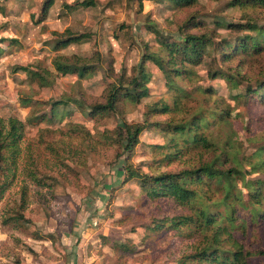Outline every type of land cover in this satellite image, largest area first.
<instances>
[{
    "label": "rangeland",
    "instance_id": "obj_1",
    "mask_svg": "<svg viewBox=\"0 0 264 264\" xmlns=\"http://www.w3.org/2000/svg\"><path fill=\"white\" fill-rule=\"evenodd\" d=\"M83 1L55 0L47 20L39 23L40 9L46 0H0L3 9L0 10V40H4L0 41V118H18L25 124L22 156L16 162L17 174L0 202V264H175V258L192 248L194 239L185 233L153 234L146 228L154 218L187 212L167 200L148 201L133 182L125 185V156L118 158L119 151L103 146L100 139L106 128L114 129L123 121L142 123L146 105L152 102L164 100L173 104L163 74L148 64L152 73L151 97L140 105L125 106L124 117L111 115L99 122L88 118L89 111L73 109L68 123L33 125L28 122L37 109L23 107L20 98L31 95L35 102L58 101L70 96L85 99L88 106L99 103L104 88L113 79L110 74H133L142 62L145 45H149L152 52L159 50L154 36L142 35L144 25L154 24L164 35H169L174 24L187 18L192 10H177L156 0H88L94 4L78 6ZM231 1L198 0L195 9L202 12L200 18L211 29L215 28L212 20L223 25L245 23V11H250L253 22L264 26V9L226 8ZM66 30L76 35L88 34L91 38L56 53L52 49L57 40L55 33L62 34ZM216 31L231 43L240 36L228 29ZM56 55H77L87 59L97 71L84 80L77 76H59L51 87L41 88L30 85L26 75L17 70L33 65L54 72L52 60ZM224 68L241 75L238 87L232 88L224 79L208 77L210 66L207 63L193 68L195 75L190 80L181 81L188 90L213 89L215 94L209 105L231 110L229 119L217 121L213 127L202 131L200 143H204L203 140L227 142L226 151L238 158L247 179L264 182V168L260 165L264 155L260 157L256 153L264 147V105L237 98L245 95L256 80H264V53L239 55ZM185 103L187 110L210 107L204 101L196 103L194 98ZM47 112L48 109L37 114ZM169 117L180 121L187 114L174 112ZM71 123L85 134L70 131ZM169 140L146 132L133 158L135 166L149 172L146 164L155 158L151 145ZM176 140L186 148L185 139L176 137ZM45 143L62 146L69 151L70 160L64 163L54 152L45 149L42 145ZM29 148L41 156V172L57 178L59 185L45 188L26 177L24 169ZM188 148L180 162L165 166L164 171L177 172L210 161L212 155L202 146L189 145ZM226 167L230 168L231 163ZM257 168L259 171L255 172ZM241 186L238 181L237 188ZM16 214L25 217L23 223H5L6 218ZM241 238L238 234L235 240L238 242ZM114 244L129 245L134 253L123 254L113 248ZM260 245H264L263 234L252 246Z\"/></svg>",
    "mask_w": 264,
    "mask_h": 264
},
{
    "label": "trees",
    "instance_id": "obj_2",
    "mask_svg": "<svg viewBox=\"0 0 264 264\" xmlns=\"http://www.w3.org/2000/svg\"><path fill=\"white\" fill-rule=\"evenodd\" d=\"M156 1L177 10L192 12L183 21L174 24L173 32L169 35H164L154 24L144 25L142 35L154 36L159 50L152 52L149 45H145L142 62L133 74H110L113 79L104 88L99 103L88 106L85 99L70 96H64L58 101L33 102L34 97L31 95L21 96L23 107L35 106L37 109L28 123H68L73 116V109L85 113L89 111L87 116L93 122H99L111 115L124 117L125 106L140 105L144 99L151 97L149 84L152 73L147 65L154 66L163 74L173 104L164 100L152 102L146 105L142 123L130 124L123 121V124L116 128H106L100 134L103 146L118 150V158L125 156V185L133 182L148 201L167 200L175 208L187 212L178 216L154 218L146 230L153 234L185 233L187 237L194 239L192 248L180 258H175V264H264V245L255 248L252 246L257 242L258 236L264 235V182L247 179L246 172H243L238 164V158L226 151L227 142L218 144L203 140L204 143H200L202 131L213 127V123L217 121L229 119L232 116L231 110L209 105L215 94L213 89L198 87L188 90L181 84V81L190 80L195 75L193 68L207 63L210 66L208 77L214 80L224 79L232 88L238 87V76L241 75L230 69L226 71L225 64L239 55L264 53V26L253 22L250 11H245V23L223 25L222 22L212 20L215 28L211 29L200 18L203 16L202 12L198 8L195 9L198 7V0ZM54 4L55 0H46L40 9L39 23L47 20ZM93 4L84 0L78 6L90 7ZM226 8H252L255 11L257 8L264 9V0H232L227 3ZM218 29H228L239 33L240 36L231 43L230 40L220 37L216 31ZM55 35L57 40L52 49L56 53L91 38L88 34L76 35L70 30ZM52 67L54 72L33 65L17 70L26 75V81L30 82V85H38L41 88L51 87L59 76H77L78 79L84 80L92 77L97 71L87 59L77 55H56L52 60ZM109 71H113L112 68H109ZM242 97L264 105V80H256L255 85H249L245 95L237 96ZM184 98L186 100H183ZM193 98L196 103L204 101L210 107L206 110H187L185 102ZM47 109L49 113L37 114ZM174 112H185L187 117L180 121L173 120L169 116ZM159 117L167 118L159 120ZM24 130L25 124L20 119L0 118V202L17 174L16 162L22 156ZM70 131L85 134L73 123ZM146 132H154L170 139V142L164 144L151 145L155 149V158L146 164L149 172L136 167L133 162L141 138ZM176 137L186 140V148L177 142ZM42 145L46 150L54 152L64 163L70 160L69 151L63 150L62 146L53 143ZM189 145L202 146V149L212 155L210 161L203 162L199 167H186L177 172L164 171L165 166L181 161ZM256 153L262 157L264 147ZM40 159L41 156L29 148L27 168L24 169L26 177L45 188L59 185L57 178L41 172ZM230 163L231 167H226ZM260 165L264 168V161H260ZM258 171L259 168L255 170ZM238 181L242 183L241 188H237ZM216 194H220V197H214ZM24 220L22 214H16L6 218L5 223L19 224ZM238 234L242 238L237 242L235 238ZM113 248L123 254L134 253L133 247L126 244H114Z\"/></svg>",
    "mask_w": 264,
    "mask_h": 264
}]
</instances>
